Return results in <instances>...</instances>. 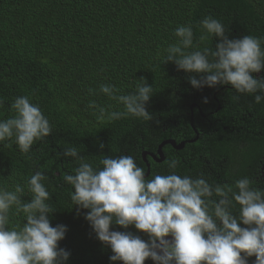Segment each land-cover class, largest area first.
I'll list each match as a JSON object with an SVG mask.
<instances>
[{"label":"trees","instance_id":"16d2710c","mask_svg":"<svg viewBox=\"0 0 264 264\" xmlns=\"http://www.w3.org/2000/svg\"><path fill=\"white\" fill-rule=\"evenodd\" d=\"M206 17L224 24L229 38H264V0H0V119L15 114L11 104L18 96H28L52 126V133L27 154L14 138L0 143V187L14 190L19 184L25 189L22 201H30L27 180L36 171L44 173L47 203L54 209L50 224L67 227L58 242L71 253L66 264H123L110 261L111 248L85 219L89 210L77 211L72 204L73 187L63 174H75L79 162L63 156L67 147H76L94 168L103 167V155H130L145 173L149 163L146 178L152 179L170 174L167 162L175 159L178 175L203 176L213 188H234L247 177L264 189V100L257 104L255 94H240L231 85L196 89L189 82L191 73L165 63L166 50L178 43L174 32L180 26H192L194 46L215 50L218 38L198 39ZM252 75L260 79L264 70ZM142 78L154 90L146 105L153 119L126 115L98 123L99 112L88 107L90 101L109 112L125 111L100 86L115 85L118 94H127ZM168 140L184 147L166 143L158 156ZM231 211L238 215L239 205ZM24 222L13 209L10 227ZM110 230L148 240L134 225L113 224ZM247 259L254 264L256 257ZM144 264L154 262L149 258Z\"/></svg>","mask_w":264,"mask_h":264},{"label":"clouds","instance_id":"9594fccd","mask_svg":"<svg viewBox=\"0 0 264 264\" xmlns=\"http://www.w3.org/2000/svg\"><path fill=\"white\" fill-rule=\"evenodd\" d=\"M200 26L201 43L218 38L215 50L194 46L192 26H180L174 32L178 43L166 50L165 63L172 61L178 70L191 73L189 82L196 89L231 85L240 94H255L257 104L264 100V77L252 75L264 70V38H229L224 24L212 17L204 18ZM141 80L135 91L127 94H118L115 85H101L99 91L122 104L125 111L109 112L90 101L88 107L99 112L98 123L126 115L151 121L153 116L146 105L154 90ZM3 104L0 98V107ZM11 109L13 116L0 119V143L14 138L19 151L27 154L33 151V144L52 133V126L28 96H18ZM63 156L79 162L75 174L64 173L63 179L73 187V206L77 211L89 210L85 219L96 238L111 248L110 261L144 264L150 258L154 264H248L247 258L255 255L254 264H264V189L254 187V180H237L235 190L227 184L213 188L203 176L194 179L178 175L175 159L167 162L170 174L147 179L130 155H103L102 168L85 162L76 147L65 148ZM46 179L43 172L36 171L27 180L30 201H22L25 189L19 184L14 190L0 187V264L68 261L71 253L58 246L67 227L50 224L49 214L54 209L47 203L50 192ZM214 194L218 200L210 199ZM235 204L239 205L238 215L231 211ZM13 209L23 214V226L10 227ZM113 224L124 229L134 225L147 234L148 240L130 231L110 230ZM169 235L171 240L166 239Z\"/></svg>","mask_w":264,"mask_h":264},{"label":"water","instance_id":"95a60500","mask_svg":"<svg viewBox=\"0 0 264 264\" xmlns=\"http://www.w3.org/2000/svg\"><path fill=\"white\" fill-rule=\"evenodd\" d=\"M166 143H170V144H172L174 147H176V149H182L183 147H184V144L183 143H180V144H177V142L176 141H173V140H168V141H165V142H163L160 146H159V148H158V150H157V152H158V156H163V154H162V145H164V144H166ZM157 155H154L153 157L154 158H156L157 157ZM143 157H144V160L146 161V153H144V155H143ZM147 162V161H146ZM147 165H148V170H147V173H146V177L149 175V173H150V165H149V163H147ZM166 239H169V240H171L172 239V237L169 235L168 237H166Z\"/></svg>","mask_w":264,"mask_h":264}]
</instances>
